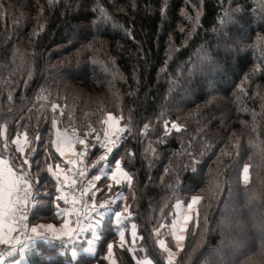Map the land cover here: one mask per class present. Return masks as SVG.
<instances>
[{
	"label": "trees",
	"instance_id": "trees-1",
	"mask_svg": "<svg viewBox=\"0 0 264 264\" xmlns=\"http://www.w3.org/2000/svg\"><path fill=\"white\" fill-rule=\"evenodd\" d=\"M108 113L132 128L108 160L133 177L124 200L77 242L92 252L40 241L28 264H109L108 243L116 264H264V0H0V153L27 161L36 203L54 209L32 223L62 221L56 128L88 129L93 160ZM197 197L178 243L175 203Z\"/></svg>",
	"mask_w": 264,
	"mask_h": 264
},
{
	"label": "snow or ice",
	"instance_id": "snow-or-ice-1",
	"mask_svg": "<svg viewBox=\"0 0 264 264\" xmlns=\"http://www.w3.org/2000/svg\"><path fill=\"white\" fill-rule=\"evenodd\" d=\"M51 3L52 0H49ZM189 19H193L189 17ZM183 31V29H181ZM195 31V29H193ZM191 33H189L190 35ZM91 47V45H88ZM163 71V69H162ZM203 88V85H201ZM11 99V97H9ZM59 105L53 104L52 109L55 111ZM113 120L110 122L107 118L103 120V124L106 126L103 131V135H100L96 129L92 130L91 134L94 135L95 145H98L100 149H103V154L98 157L99 161H104L107 157L113 153L115 149H118L123 143V137L125 133L132 131V128L129 127L127 123L123 126L119 125V118L111 114ZM118 121V124L115 123ZM167 123V122H165ZM52 125L56 128L57 120L55 117L52 119ZM173 129L179 128L178 125L172 124ZM56 128L55 131V148L60 156H65L66 152L75 153L74 145L79 143L85 146L87 150V141L85 139H80L77 136H69L67 131L62 132L63 135H59ZM60 130V129H59ZM61 132V131H60ZM134 134V133H133ZM16 143L20 144L21 141L19 136L16 139ZM27 133H24L23 145L19 148L21 153L24 152V146L27 145ZM152 152L155 154L156 149L149 146L145 149V152ZM78 157L83 156L84 153H76ZM79 159L67 160L69 165H75L79 163ZM27 161H22L18 165L12 164L8 159L0 158V252H4L5 248H8L12 251H15L17 246L20 245L23 241L31 240L33 238H39L41 236L47 237L49 234H52L55 238L60 239H74L79 238L81 234L95 235V226L99 222L97 219V210L102 209L105 205H109L113 202L119 203L124 198L117 196L115 200L109 198L104 201L102 204H97L95 201L84 199V191L80 192L79 198L73 195L69 198L68 194L64 190V185L60 179L61 175L64 173V169L60 168L59 165L53 169L52 165H48L47 170L56 178L60 183L62 190L66 193L58 197L60 201H63L69 207L61 208L59 204H55L54 208L56 210L57 216L64 220L63 225L60 228H57L52 223H39L35 226H30L28 223L29 209L26 205L31 204L32 215L35 217L39 213L51 212L53 211V206L45 207L42 203H32L43 199L40 196L33 195L31 199H28L26 196H21L22 189L32 183L31 176L26 174L23 171H17L15 169L22 168L23 164ZM115 168L111 171L108 178L114 182L116 185H120L122 180H125L131 184L133 177L129 175L127 171L122 168V160H114ZM59 173V175L57 174ZM66 175V174H64ZM63 175V176H64ZM79 175L83 177L86 173L83 170H79ZM101 180L100 175L93 176L92 181L88 182V188H93V185L96 181ZM112 185H108L107 189H111ZM94 191H99V189H94ZM49 201L51 200L52 193L47 194ZM125 212H128V209L125 208ZM130 216L131 213L128 212ZM71 217H75V220H72ZM123 213L118 211L116 214V224H120L123 220ZM75 224V228L72 227V224ZM119 238L121 246L125 239V232L122 230L119 232ZM132 235L136 236V225H132ZM89 245L92 244V240L88 241ZM113 249L114 244H107V255L104 257L105 260L109 261V264H116V260L113 258ZM7 255V253H4ZM2 259V257H0ZM139 264V262H138ZM145 264H151L150 261H146ZM169 264L171 262L169 261Z\"/></svg>",
	"mask_w": 264,
	"mask_h": 264
},
{
	"label": "crops",
	"instance_id": "crops-1",
	"mask_svg": "<svg viewBox=\"0 0 264 264\" xmlns=\"http://www.w3.org/2000/svg\"><path fill=\"white\" fill-rule=\"evenodd\" d=\"M61 132H64V131L61 130ZM58 134L60 135V133H58ZM74 135H77V134L74 133ZM84 135H85V133L84 134H79L78 138L85 139L87 141V138H89V136L88 135L84 136ZM80 145L76 144L75 146H80ZM76 150H77V153H84L83 156H80V157H82L81 159H86L87 158L88 154H87V152L85 150V146L84 145H82L81 148H78ZM103 151H101L96 157L93 158V160H95L97 162L98 169L92 175H90L88 177L87 183L85 185L78 186V191L77 192H73L71 194V196H69V194H68V187H69L70 184H72L74 182V173L76 171V167H75V165H69L67 163V160H65V158L63 156H61L62 159H63V162L65 164V167H67V169H68L67 170L65 168H62V169H64V173L61 175V180H62V183H66L65 186H64V190L68 194L69 198H71L73 195L77 196V194L78 193L80 194L81 191H84V199L91 198L97 204H102L104 201L108 200L109 198H112L113 200H115L117 196L125 198V192H124V188L123 187L125 186V184H129V183L127 181H125V180H122V182L120 184L122 187L120 188L119 185L114 184V182H112L108 178V176L110 175L111 171L114 170L115 166L112 168V167H110L108 165L109 164L108 160H109V158H110V156L112 154H110L107 157V159L104 160V161H99L98 160V157L103 154ZM9 157H10L9 154H1L0 153V158L8 159L11 162V158H9ZM62 167H64V166H62ZM15 170L23 171L26 174H29L31 176V172H30L29 169H26V168L22 167V168H18V169H15ZM57 174L59 175V173H57ZM64 174H66V175H64ZM96 175H100L101 176V180L96 181L94 183V185H93V188H91V189L88 188V182L92 181L93 176H96ZM31 179H32V177H31ZM108 185H112L111 189H107ZM116 186H118V187L114 188ZM112 188H114V189L112 190ZM59 189H60V191H59V195L57 196V198L60 196V194L61 195H65L66 194L62 190V188L60 186V183H59ZM94 189H99V191H94ZM37 194H38V192L36 191L35 185L33 183L26 185L21 191V196H26L28 199H31L33 195H37ZM77 198H79V197L77 196ZM32 203H36V201H34ZM178 203H179V201H177L175 203V209H176V204H178ZM57 204H59V206L61 208L69 207V205H66L63 201H60L59 199L57 201ZM115 204H117V203L113 202V203H111L109 205H105L102 209H98L97 210V219H98L99 222L95 226V235L94 236L90 235V233L89 234H81L79 236V238H74V239L69 240V239H63V238L57 239L52 234H49L47 237L41 236L39 238H34L33 240L27 242L24 246H21L19 248L18 252L14 256H11V257L7 258L6 260L0 262V264H28L30 262V260L34 257L35 252L37 250L36 249L37 248V244L40 241L48 242L50 240H63L64 241L63 244H65V245H68L67 243H71L72 249L74 251H78V250L81 251L83 249L84 251L92 252V250L94 248V245H91L90 247L87 246L86 248H84L83 245H78L77 242H79V244H82L83 243L82 242L83 241V237L86 236V235L90 236V238H92V239H97L99 237V233L97 231L98 227L100 225H102V223L105 221V219L113 213L112 207ZM26 207L29 209L28 223H29L30 226H35L36 224L32 223L31 204L26 205ZM173 217L175 218V214H173ZM71 219L75 220V217H71ZM43 223H52L57 228H60L63 225L64 220L62 219V221L59 222V223H56L54 221H48V222H43ZM37 224H39V223H37ZM177 226L178 225L175 224L174 228L176 229ZM72 227L75 228V224L74 223L72 224ZM173 237L177 241H180V239H177L174 235H173ZM0 247H2V246H0Z\"/></svg>",
	"mask_w": 264,
	"mask_h": 264
},
{
	"label": "rangeland",
	"instance_id": "rangeland-1",
	"mask_svg": "<svg viewBox=\"0 0 264 264\" xmlns=\"http://www.w3.org/2000/svg\"><path fill=\"white\" fill-rule=\"evenodd\" d=\"M113 113H108L106 114L102 120L100 121L102 124H103V120L104 119H108L110 122L113 120V117L112 115ZM115 116V115H114ZM117 117V116H116ZM118 118V117H117ZM57 120V118H56ZM58 121V120H57ZM58 123V122H57ZM118 124V121L115 122ZM119 125L120 126H123L124 124L122 123V120L119 118ZM106 126L104 125V128ZM103 128V129H104ZM103 131H98V133H100V135H103ZM65 132V131H64ZM60 135L62 136L63 133L62 132H59ZM68 135L71 137L72 135L73 136H77L78 135H74V133L72 132H67ZM89 134V130L87 129L85 131V135H88ZM130 132L129 133H125L124 137H123V141L126 140L129 136ZM21 143L20 144H17L16 143V139L14 141L16 147L19 149L22 145H23V141H24V134H22L20 137H19ZM77 145H79L78 143H76ZM75 144V145H76ZM122 144V143H121ZM75 153L73 152H66L65 156H63L65 158V160H69V159H73V160H77L79 159V161H83V160H88V159H81L82 157H78L76 156V153H77V150L78 148H81L80 146H75ZM26 146V145H25ZM24 146V148H25ZM98 148V145L95 146L93 149H97ZM87 152V151H86ZM88 153V152H87ZM10 158V157H9ZM81 159V160H80ZM24 168V167H23ZM243 178H244V181L247 182L249 180V169H248V166H246L243 170ZM199 198H193L192 200L190 199L189 201H183V200H179V203L176 204V209L174 208V214H175V218L172 220V225L170 226V230H171V235H174L177 239H180V241H177L178 243H181L182 240H184L185 238V232L187 231V228L189 227L188 225L190 224V222L193 220V219H196L197 218V212H198V208H199ZM127 216L125 218H123V220L121 221V223L119 224L120 227L122 228H125L128 224L127 222ZM178 225L177 228L175 229L174 228V225ZM163 245V244H162ZM148 261V260H147ZM150 261V260H149ZM151 262V261H150Z\"/></svg>",
	"mask_w": 264,
	"mask_h": 264
},
{
	"label": "built area",
	"instance_id": "built-area-1",
	"mask_svg": "<svg viewBox=\"0 0 264 264\" xmlns=\"http://www.w3.org/2000/svg\"><path fill=\"white\" fill-rule=\"evenodd\" d=\"M75 167H76V171L74 173V182L72 184H70L68 187L69 196H71V194L73 192L78 191V186L85 185L87 183L88 177L97 167V162L95 160H83V161H80L79 163L75 164ZM79 170H83L86 173V175L81 177L79 175ZM77 196L79 197L80 194L78 193ZM89 199L91 201H93L91 198H87L86 200H89ZM33 239H31V240H33ZM31 240L23 241L20 245L17 246L15 251H12L8 248H5L4 252H0V257H2V259H0V262L6 260L7 258H9L11 256H14L18 252V250L21 246H24L27 242H29ZM4 253H7V255H5Z\"/></svg>",
	"mask_w": 264,
	"mask_h": 264
}]
</instances>
